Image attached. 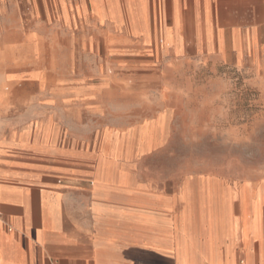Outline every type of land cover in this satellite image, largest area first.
<instances>
[{"label": "rangeland", "instance_id": "374dc122", "mask_svg": "<svg viewBox=\"0 0 264 264\" xmlns=\"http://www.w3.org/2000/svg\"><path fill=\"white\" fill-rule=\"evenodd\" d=\"M1 6L5 105L73 106L96 95L108 119L128 130L131 163L139 168L131 183L146 185V200L176 201L191 233L179 237V251L190 264L207 263L211 253L215 264L222 242L204 237L207 207L227 213L241 191H264V63L251 65L248 48L184 49L177 62L165 42L168 1ZM248 204L245 193V211Z\"/></svg>", "mask_w": 264, "mask_h": 264}, {"label": "crops", "instance_id": "0c3cea01", "mask_svg": "<svg viewBox=\"0 0 264 264\" xmlns=\"http://www.w3.org/2000/svg\"><path fill=\"white\" fill-rule=\"evenodd\" d=\"M163 1L171 19L165 42L177 62L184 49L248 48L251 65L264 63V0ZM4 91L0 264H190L177 245L191 233L176 201L146 200V185L131 183L139 168L131 163L128 130L108 119L96 95L73 106L12 107L5 105ZM203 229L205 239L222 242L215 264H264V191H241L227 213L207 207ZM211 256L204 264H212Z\"/></svg>", "mask_w": 264, "mask_h": 264}]
</instances>
